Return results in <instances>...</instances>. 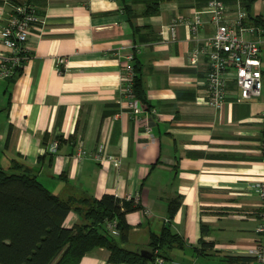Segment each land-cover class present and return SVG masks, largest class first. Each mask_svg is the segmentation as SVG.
Returning a JSON list of instances; mask_svg holds the SVG:
<instances>
[{
	"label": "crops",
	"instance_id": "crops-1",
	"mask_svg": "<svg viewBox=\"0 0 264 264\" xmlns=\"http://www.w3.org/2000/svg\"><path fill=\"white\" fill-rule=\"evenodd\" d=\"M148 1L0 0V28L19 2L44 20L30 29L22 70L0 78V164L24 163L63 199L134 198L141 208L127 214L132 229L122 245L147 250L152 233L169 224L184 244L164 264H264L245 253L259 237L262 208L253 185L264 178V33L261 94L238 101L232 79L216 108L206 101V60H189L190 50L215 31L203 12L208 0H162L157 13L146 14ZM240 1L224 0L231 16ZM198 11L204 19L199 40L184 23L172 32L177 16ZM258 19L264 23V0L252 3L246 23ZM134 47L147 98L136 116L121 93L126 54ZM9 52L0 37V60ZM55 139L58 150L47 151ZM80 140L89 151L83 158L76 156ZM100 144L120 156L119 167L94 157ZM178 196L181 205L171 217L169 202ZM81 220L73 210L65 224ZM109 254L97 247L80 264H115Z\"/></svg>",
	"mask_w": 264,
	"mask_h": 264
},
{
	"label": "trees",
	"instance_id": "trees-1",
	"mask_svg": "<svg viewBox=\"0 0 264 264\" xmlns=\"http://www.w3.org/2000/svg\"><path fill=\"white\" fill-rule=\"evenodd\" d=\"M161 1L149 0L145 13H157ZM254 1L246 0L247 12ZM252 24L264 28L260 19ZM135 60V92L144 104L146 90L140 64ZM22 67L17 68V74ZM180 205L181 196L169 202L171 217ZM140 208L134 198H120L111 193L101 198L63 199L44 186L33 169L24 163L0 164V264H80L97 247L107 248L108 260L115 264H152L157 256L170 259L173 247L183 246L184 241L169 224L161 233H152L147 249L150 256L122 245L129 240L132 229L127 214ZM73 210L82 220L67 226L65 221ZM111 219L118 220V236L107 228L106 223ZM207 232L208 228L203 225L202 233ZM201 240L203 246L210 245Z\"/></svg>",
	"mask_w": 264,
	"mask_h": 264
},
{
	"label": "built area",
	"instance_id": "built-area-1",
	"mask_svg": "<svg viewBox=\"0 0 264 264\" xmlns=\"http://www.w3.org/2000/svg\"><path fill=\"white\" fill-rule=\"evenodd\" d=\"M203 12L210 14V21L215 25L214 33L202 39L200 44L194 46L189 52V60L192 64H198L202 59L206 60L208 70L206 72L207 103L221 108L229 93L228 82L236 81L238 88L237 100H249L259 96L263 89V73L261 61L260 36L264 28L259 25L246 23L248 12L242 0L235 16H231L225 7L224 0H208ZM44 20L37 14L36 9L27 2H19L13 6L12 11L0 28V37L4 45L9 49V54H4L0 60V78H9L17 74V68L23 66V61L29 57L26 42L29 32L37 23ZM184 23L191 31V37L199 40L198 32L204 24L201 12L193 17L177 16L171 23L174 33L175 27ZM251 35L252 37L248 36ZM254 36V37H253ZM136 47L126 54V63L122 72V100L133 115H139L144 111V104L135 92V67ZM60 70L67 64L64 57L59 58ZM263 138L261 141L262 162L264 163V111L262 112ZM59 140L55 139L47 146V151L56 152ZM89 155L82 140L79 142L76 156L83 158ZM94 157L99 160H108L117 167L121 165L120 156L109 155L104 152V144H100ZM254 190L261 198L262 208L256 232L259 235L255 244L246 250V254L264 262V178L256 181ZM118 220H108L106 225L109 232L119 235ZM162 256L156 257L157 264H164Z\"/></svg>",
	"mask_w": 264,
	"mask_h": 264
},
{
	"label": "water",
	"instance_id": "water-1",
	"mask_svg": "<svg viewBox=\"0 0 264 264\" xmlns=\"http://www.w3.org/2000/svg\"><path fill=\"white\" fill-rule=\"evenodd\" d=\"M141 253H142L144 256H147V255L150 256V253H149L148 250H145V249H144V250L141 251Z\"/></svg>",
	"mask_w": 264,
	"mask_h": 264
}]
</instances>
